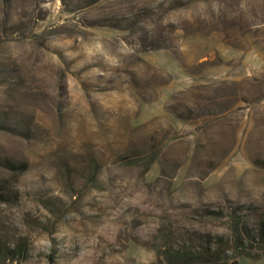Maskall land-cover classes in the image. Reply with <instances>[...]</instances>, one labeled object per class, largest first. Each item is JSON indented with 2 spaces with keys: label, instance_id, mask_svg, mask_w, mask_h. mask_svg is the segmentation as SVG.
Returning <instances> with one entry per match:
<instances>
[{
  "label": "rangeland",
  "instance_id": "374dc122",
  "mask_svg": "<svg viewBox=\"0 0 264 264\" xmlns=\"http://www.w3.org/2000/svg\"><path fill=\"white\" fill-rule=\"evenodd\" d=\"M254 46L264 0H0V264L234 257L264 222V131L242 161L238 108L191 131L223 108L166 87Z\"/></svg>",
  "mask_w": 264,
  "mask_h": 264
},
{
  "label": "crops",
  "instance_id": "0c3cea01",
  "mask_svg": "<svg viewBox=\"0 0 264 264\" xmlns=\"http://www.w3.org/2000/svg\"><path fill=\"white\" fill-rule=\"evenodd\" d=\"M205 58L206 56H201L197 60L188 61L187 64H202L206 62ZM175 73L166 87V92L176 89L207 88L210 90L209 102L213 104L212 107L223 108L217 112L211 111L201 120L187 122L188 130L194 131L200 126L205 128L209 126L208 129H210L216 122L230 125L231 121L227 119L229 113L238 108L239 110L235 113L234 131L236 143L240 146V159L242 161L246 159L243 152L245 153L244 148L248 140L250 147H261L260 133L264 131V55L256 46L251 47L247 59L235 62L231 67L225 62L210 65L203 68L199 74L192 73L190 78H183L179 68ZM230 92H234L238 98ZM242 96L248 100H242ZM231 100H234L233 104L225 108V103ZM235 264H264V254L256 259L239 258Z\"/></svg>",
  "mask_w": 264,
  "mask_h": 264
},
{
  "label": "trees",
  "instance_id": "16d2710c",
  "mask_svg": "<svg viewBox=\"0 0 264 264\" xmlns=\"http://www.w3.org/2000/svg\"><path fill=\"white\" fill-rule=\"evenodd\" d=\"M1 195V193H0ZM258 234L255 237L247 236V243L243 244L241 239L237 238L235 241V250L237 251L234 257H229L221 251H213L204 253L197 259L189 252H182L172 257L173 263L168 264H235L239 258L256 259L264 254V222L260 224Z\"/></svg>",
  "mask_w": 264,
  "mask_h": 264
}]
</instances>
